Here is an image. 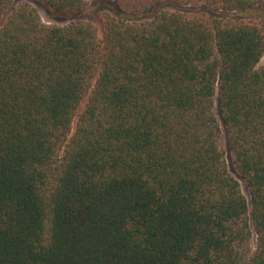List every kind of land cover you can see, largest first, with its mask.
Instances as JSON below:
<instances>
[{"label": "trees", "instance_id": "trees-1", "mask_svg": "<svg viewBox=\"0 0 264 264\" xmlns=\"http://www.w3.org/2000/svg\"><path fill=\"white\" fill-rule=\"evenodd\" d=\"M94 4L0 0V264H264V0Z\"/></svg>", "mask_w": 264, "mask_h": 264}, {"label": "rangeland", "instance_id": "rangeland-1", "mask_svg": "<svg viewBox=\"0 0 264 264\" xmlns=\"http://www.w3.org/2000/svg\"><path fill=\"white\" fill-rule=\"evenodd\" d=\"M86 2V11L83 12L80 15H76V16H64V15H59L56 14L54 12H52L51 10H49L43 3L36 1V0H14V6H18L20 4L23 3H27L29 5H31L32 7H34L36 9V11L38 12L42 22H44L45 24H50V25H66L69 24L71 22L74 21H80V22H89L91 24H93V26L96 28L98 36L101 38L102 37V23H103V18L104 16L109 12L114 11L113 8L109 7L107 12L103 11L104 8L100 7V6H96L94 4L95 0H85ZM156 8H151L149 10L146 11V18L152 17L154 15L155 12L159 11V10H171L174 9L172 6H162L159 9ZM194 8H198V10H203L206 12H209L210 17H222L224 16V14L220 11H214L213 9H209V10H204L201 7H192L189 6L185 9H194ZM263 11V10H262ZM255 18V17H254ZM258 66H264V57L261 59V61L259 62ZM82 106L80 107L81 110ZM223 138L224 141L226 142V134L225 132H223ZM226 159H227V163L228 166L231 170V165H230V156H229V152L227 151V147H226ZM240 187L241 190L243 192V194L249 198L248 196V192H247V188L244 184V182L240 181ZM255 246V237L252 238V247Z\"/></svg>", "mask_w": 264, "mask_h": 264}]
</instances>
